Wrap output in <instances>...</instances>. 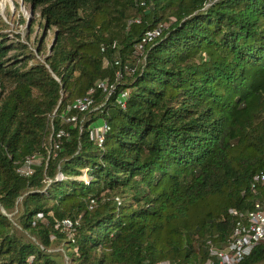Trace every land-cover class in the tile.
Wrapping results in <instances>:
<instances>
[{
  "label": "trees",
  "instance_id": "1",
  "mask_svg": "<svg viewBox=\"0 0 264 264\" xmlns=\"http://www.w3.org/2000/svg\"><path fill=\"white\" fill-rule=\"evenodd\" d=\"M21 1L54 34L39 60L0 33V264H217L210 248L227 245L229 209L264 201V186L249 187L264 172V0ZM90 88L103 104L64 122ZM97 118L109 125L102 148ZM66 217H79L71 234L57 226ZM236 264H264V240Z\"/></svg>",
  "mask_w": 264,
  "mask_h": 264
},
{
  "label": "built area",
  "instance_id": "2",
  "mask_svg": "<svg viewBox=\"0 0 264 264\" xmlns=\"http://www.w3.org/2000/svg\"><path fill=\"white\" fill-rule=\"evenodd\" d=\"M138 21V20H135ZM129 22V21H128ZM162 25H159L153 29L145 31V33L140 37L138 42L133 45V54L141 55L143 53L145 45L153 41L154 38L160 35ZM116 65H119L120 62L118 59L114 60ZM134 68H127L129 71H133ZM121 77L120 70H117L115 73V80H119ZM97 88L101 89L102 92H105L106 95H110L115 90V83H108L106 79L100 81L96 85ZM94 88H90L88 92L76 99L68 106L66 112L63 114L62 120L68 123H81L83 119L78 118L80 113L86 111H91L97 109L101 105L93 106L95 103L94 99ZM127 97L126 90H120L116 95V101L118 105L122 108L125 107V101ZM73 111V112H70ZM70 112V113H69ZM69 113V114H68ZM103 119V118H102ZM109 130V125L105 119L101 125L94 124L91 127V138L95 141L97 146L103 147L105 133ZM68 135L63 128H60L55 133V139L51 142V147L47 155L49 158L51 152L53 156L55 155L56 149L59 148L61 143V138ZM38 163V157L36 154L29 155L25 158L23 164L16 168V171L22 176H28L33 172V165ZM56 178L62 179L64 175L61 172L56 174ZM80 179L85 182L88 181V175L84 172ZM264 186V172H256L250 181L249 187L252 192H256L259 187ZM93 199L90 200L88 208H92ZM229 213L232 215L234 222L232 229L229 235L227 245L222 248H210V255L216 259L217 264H236L239 262L245 255L249 254L252 247L264 240V201L256 199L252 206L249 209L241 210L237 208H230ZM79 217L70 218L66 217L62 219L57 226H60L63 229L68 231V234L79 225ZM158 264H180L178 262L170 263L168 261H161ZM195 264V263H188ZM203 264H214V260L208 258Z\"/></svg>",
  "mask_w": 264,
  "mask_h": 264
},
{
  "label": "rangeland",
  "instance_id": "3",
  "mask_svg": "<svg viewBox=\"0 0 264 264\" xmlns=\"http://www.w3.org/2000/svg\"><path fill=\"white\" fill-rule=\"evenodd\" d=\"M0 33L6 35L8 43H15L19 40L27 44L36 58L42 60L46 53H48L54 29L50 28L46 30V34L44 35L43 21L38 11L31 10L30 6L21 0H0ZM42 37H44V49L42 54L38 55L35 46L37 41ZM16 53V51L11 50L9 55ZM102 123L103 119L97 118L93 124L101 125ZM16 211L17 209L9 216H12ZM52 250L62 252V247L55 243Z\"/></svg>",
  "mask_w": 264,
  "mask_h": 264
}]
</instances>
